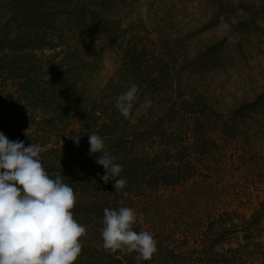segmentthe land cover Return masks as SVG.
Segmentation results:
<instances>
[{"label":"trees","instance_id":"trees-1","mask_svg":"<svg viewBox=\"0 0 264 264\" xmlns=\"http://www.w3.org/2000/svg\"><path fill=\"white\" fill-rule=\"evenodd\" d=\"M204 2L210 11L200 19L153 33L142 17H131L133 6L124 0H0V132L25 146L38 144L50 178L60 175L73 188L74 218L86 227L76 264H188L189 254L218 255L226 244L235 254L232 264H244L243 249L264 251L261 236L252 240L247 232L229 244L219 237L223 231L207 244L151 225L162 192L194 183L199 165L210 160L205 149L217 129L264 105V77L254 74L264 71V62L249 74L257 86L227 108L237 110L235 120L220 115L222 104L210 93L213 78L228 69L226 60L239 63L244 56L242 35L262 25L264 1ZM219 31L227 35L219 39ZM229 37L235 45H228ZM132 85L138 99L125 119L116 97ZM145 100L151 107H141ZM92 134L122 167L127 196L101 179L99 154L90 155ZM120 207L135 211L134 231L156 240L151 260L103 248L104 209ZM256 214L258 224L264 222V200ZM181 237L188 242L184 249L176 245ZM256 256L255 263L264 264V253Z\"/></svg>","mask_w":264,"mask_h":264},{"label":"rangeland","instance_id":"rangeland-1","mask_svg":"<svg viewBox=\"0 0 264 264\" xmlns=\"http://www.w3.org/2000/svg\"><path fill=\"white\" fill-rule=\"evenodd\" d=\"M124 2L133 6L129 11L131 17H142L145 27L153 33L163 29L174 32L179 29L178 25L196 21L210 11L204 0ZM261 5L264 6V3ZM233 11L239 12L236 9ZM262 13L263 23L258 31L250 26L242 35L245 57L242 55L239 63L235 59H227L228 69L215 76L210 86V93L219 101L218 104H222L217 105L220 115L226 120H235L239 116L234 114L237 110L230 111L231 114L227 111L235 103L234 98L242 101L241 98L257 86L249 74L253 69L259 70L261 62H264V7ZM168 17L172 21L166 19ZM222 35L227 34L217 33L219 39ZM228 45H235V42L229 40ZM254 74L262 81L264 71ZM229 126L235 130L229 129ZM205 150H210V160L205 165H199L194 183L162 192V197L157 200V210L154 209L157 221L151 225L165 226L170 231L174 230L175 234H182L180 236L184 233L191 242L202 238L207 244H212L217 234L223 231L225 234L219 236L223 243L237 242V238L242 239L245 232L250 234V239L260 235L263 241L264 222L258 224L259 215L256 216V213L264 200V105L246 114L240 121L237 119L228 126H220L214 134L213 143ZM186 237H181L176 245L182 248L188 246ZM224 247L223 251L217 250L218 255L212 251L205 256L189 254L188 264H229L227 259H231L232 264L235 254L228 252V244ZM240 253L245 255L241 256L244 264H256V254H263L264 251L255 247L243 249Z\"/></svg>","mask_w":264,"mask_h":264},{"label":"clouds","instance_id":"clouds-1","mask_svg":"<svg viewBox=\"0 0 264 264\" xmlns=\"http://www.w3.org/2000/svg\"><path fill=\"white\" fill-rule=\"evenodd\" d=\"M137 93L132 85L116 97L115 107L125 119L131 118ZM151 103L145 100L141 107ZM89 143L90 155L99 154L96 163L105 169L101 179L106 184L114 181L115 191L123 192L127 180L120 178L122 167L114 163L104 141L92 134ZM41 151L38 144L25 146L0 132V264H76L82 254L86 227L74 218L77 196L60 175L50 178L42 166ZM136 220L130 207L105 208L103 248L110 253L135 252L138 260H151L157 242L149 232L133 230Z\"/></svg>","mask_w":264,"mask_h":264}]
</instances>
